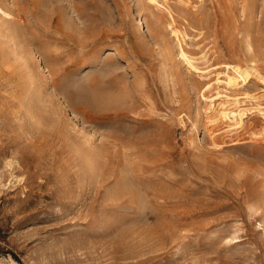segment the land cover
<instances>
[{"label":"rangeland","instance_id":"obj_1","mask_svg":"<svg viewBox=\"0 0 264 264\" xmlns=\"http://www.w3.org/2000/svg\"><path fill=\"white\" fill-rule=\"evenodd\" d=\"M259 74L264 0H0V264H264Z\"/></svg>","mask_w":264,"mask_h":264},{"label":"bare ground","instance_id":"obj_2","mask_svg":"<svg viewBox=\"0 0 264 264\" xmlns=\"http://www.w3.org/2000/svg\"><path fill=\"white\" fill-rule=\"evenodd\" d=\"M151 1H157V0H151ZM174 31H175V29H174ZM177 33H179V32H177ZM181 53L184 57L188 58V63H191L193 66H196L195 64H193V61L191 60V58H189V56L185 52L184 48H182V47H181ZM194 68L196 70V67H194ZM206 72L208 73V71H206ZM223 73H224V76L218 75L216 77V80H215L216 86H212V84L209 82L206 89L204 90V91H206V93H204V94L202 93L203 97L206 100V102L208 103V107L210 108V110L211 109L213 111L217 110L220 113V116L227 118V119L229 118V119H234V120L239 119V118L243 119L242 117L244 116L243 114L245 113L246 108L245 107L243 108L241 106L242 105L241 103L243 101L252 100V99H255L257 97H255L254 95H251V93L250 94H244L243 92L242 93L244 95H242V96H232L231 94H228L227 90L226 91L221 90V88L222 87L223 88H230L232 86L237 87V86H239L240 81H244V83H245V81H247V79H249V76L252 72L248 67H244V66H241L239 64H227L226 70ZM259 76H260V79L264 82V75L259 74ZM211 86L216 90L214 93L209 94V92H207V91L211 92V89H213V88H211ZM228 86H230V87H228ZM99 88H101V87L96 88V90H92L93 92H91V91L87 92L85 94V96L87 98H95L96 101H98V100L100 102L103 101V99L106 98L105 95L107 96V93L102 90L103 87L101 89H99ZM86 97H85V99H86ZM107 97H109V96H107ZM106 99H104V100H106ZM88 101H89V99H88ZM93 101H94V99H93ZM259 102H260V100H259ZM245 104H247V103H245ZM230 105H233V106H230ZM258 108L260 110V113H262V115L264 117L263 105H262V107H258ZM238 121H240V120H238Z\"/></svg>","mask_w":264,"mask_h":264}]
</instances>
